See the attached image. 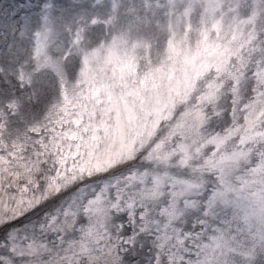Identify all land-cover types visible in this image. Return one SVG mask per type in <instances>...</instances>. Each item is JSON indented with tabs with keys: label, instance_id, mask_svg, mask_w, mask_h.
Listing matches in <instances>:
<instances>
[{
	"label": "snow or ice",
	"instance_id": "1",
	"mask_svg": "<svg viewBox=\"0 0 264 264\" xmlns=\"http://www.w3.org/2000/svg\"><path fill=\"white\" fill-rule=\"evenodd\" d=\"M196 7L187 0L179 10L190 16ZM236 23L247 54L217 65L229 83L197 97L191 122L165 138L106 92L94 102L107 118L85 120L68 113L62 92L25 96L19 82L0 83V264H219L228 244L220 225L231 224L227 211L240 207L248 183L231 177L252 152V171L264 174V8ZM259 204L264 215V189ZM260 241L243 264H264Z\"/></svg>",
	"mask_w": 264,
	"mask_h": 264
},
{
	"label": "rangeland",
	"instance_id": "2",
	"mask_svg": "<svg viewBox=\"0 0 264 264\" xmlns=\"http://www.w3.org/2000/svg\"><path fill=\"white\" fill-rule=\"evenodd\" d=\"M203 3H204V0H202ZM230 0H210V3L212 4H222V5H225V4H228ZM51 4V2H48L46 1L45 4ZM44 4V5H45ZM44 5L42 7H44ZM256 8V7H255ZM260 8H264V4H261L259 7H257V9H260ZM11 10V9H10ZM14 10V8H13ZM225 8L224 7H221V9L218 11L216 10L214 12V14H212L214 16V19H215V22L216 24L225 32L227 29H228V26H223L224 24V18L227 16V15H233L232 13L225 11ZM236 11H237V15L234 14V17H235V20L238 21L242 18H244L247 13H248V6L245 4V3H238L237 5V8H236ZM111 13L112 11L108 12V23L110 24V21H111ZM241 26V25H239ZM20 28L17 29L14 34H13V37H14V41L17 43L15 44V48H14V51L16 52V54L18 56H20V52L24 47L23 45V41H24V36L26 34V29L25 28H22V31L19 32ZM9 30H6V32H8ZM138 32H143L142 30H139L138 29ZM0 33H1V29H0ZM141 33V37H142V41H144L146 39V35ZM120 34V33H119ZM1 36V35H0ZM107 37V36H106ZM1 38V37H0ZM209 38L212 39L214 38V36L212 34H209ZM116 41H114L112 43V51H119L120 48H121V42H124L125 40H122L119 35H118V32H117V37H116ZM148 46H149V51L146 50V53H154V50H155V44L152 45L154 39L153 38H148ZM34 42H35V37H32L31 39L29 38V50H28V54L25 56L27 57L30 52H31V49L33 48V45H34ZM192 47H194L192 45ZM17 48V50H16ZM195 50L201 54L202 56H205V57H209L211 58L212 56H215L216 58V61L221 64V61L217 58L216 55H213L209 52V50H207L206 48L202 47V46H195ZM9 54H11L9 52ZM158 54H163V52L159 51ZM165 54V53H164ZM167 56V55H166ZM3 56H0V82L2 81V83L5 84V79L7 78L6 76L8 75V73H6V69L7 67H10V66H14L15 65V60L17 58L14 57V58H8L6 61H4L3 59H1ZM165 58V57H164ZM176 62V61H175ZM138 63V62H137ZM158 59L157 60H154L153 61V65L154 66H149L148 63L146 62L145 59H142L141 60V63H140V66L143 67V68H155L158 64ZM23 64V60H20L18 61V66H22ZM139 64V63H138ZM157 64V65H155ZM149 69V70H150ZM6 77V78H5ZM17 83L13 80H9V86L11 87H7L8 89H15ZM24 89V95L25 94V87H23ZM182 106L178 107V109H181ZM234 140H238V136L237 137H234L232 139H230L227 143H226V148L227 150H231L232 149V143ZM241 165L239 166L238 170L240 169ZM242 170L245 171L244 167L242 166ZM243 171H240V172H243ZM247 171V173H246ZM243 175L245 176H248V183L247 185L244 187V190L242 193V199L240 201V207H238L237 209L230 211V209H228L227 211V215H226V219L228 218L229 221H231V224L230 225H226V224H223V225H220L224 230H225V234H226V237L228 239V244L226 247L223 248V250L221 252H218V259H219V264H243L244 260L246 259L244 253L247 252L250 248V246L253 244V243H256L253 239H252V234L254 233H257V229H256V225L254 224H250V225H246L245 224V220H244V215L247 214V208L248 207H251L252 205V202H253V189H252V184L250 183L249 180L251 179H256V178H259L263 181V184H262V188L261 190L263 189V186H264V178L261 177L259 174L256 175L255 173H249L250 170H246ZM231 181L232 183H238L239 185L237 187L240 186V183H239V180L236 179L235 182H234V177L232 176L231 177ZM234 213H235V218H234ZM236 229V230H235ZM238 229H241L238 231ZM258 240L260 241V235L257 236ZM205 242H210L207 240H205ZM261 242V241H260ZM195 251V249H193V252Z\"/></svg>",
	"mask_w": 264,
	"mask_h": 264
}]
</instances>
